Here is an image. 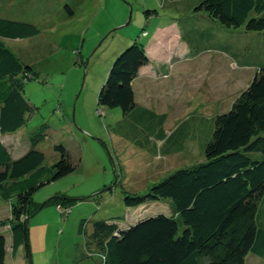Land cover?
I'll return each mask as SVG.
<instances>
[{
  "label": "rangeland",
  "instance_id": "1",
  "mask_svg": "<svg viewBox=\"0 0 264 264\" xmlns=\"http://www.w3.org/2000/svg\"><path fill=\"white\" fill-rule=\"evenodd\" d=\"M199 1L0 0V17L39 29L31 37L5 40L34 71L33 77L20 74L34 113L4 138L9 151L19 154L41 129L44 137L36 148L44 153V165L58 159L54 144L79 156L76 170L56 180L47 173L41 180L49 181L31 197L32 208L41 206L28 219L32 264H103L89 239L94 221L126 225L147 213L172 214L169 199L130 212L123 197L142 194L174 171L203 162L214 117L230 108L264 64V30L228 29L194 11ZM133 41L144 45L149 59L133 83L137 102L161 116L165 133L181 138V150L170 152L179 144L145 129L133 137L131 115L96 104L114 55ZM20 139L24 146L14 152ZM8 209L9 202L0 198L2 217H9ZM7 227L0 230L9 242ZM7 256V264H28L22 247ZM254 257L248 253L245 264Z\"/></svg>",
  "mask_w": 264,
  "mask_h": 264
},
{
  "label": "trees",
  "instance_id": "2",
  "mask_svg": "<svg viewBox=\"0 0 264 264\" xmlns=\"http://www.w3.org/2000/svg\"><path fill=\"white\" fill-rule=\"evenodd\" d=\"M65 8L72 14L68 5ZM193 9L228 29L264 30V0H200ZM38 33L34 23L0 17V137L20 129L27 115L34 113L22 93L26 79H20L21 73L33 77L34 71L14 55L5 40ZM261 46L263 51L264 41ZM114 56L96 104L119 108L124 117L131 115L133 137L145 129L148 135L179 144L170 152L181 150V138L174 133L171 139L165 133L161 116L137 102L133 83L141 67L149 63L144 45L133 41ZM213 122L203 162L174 171L142 194L123 197L130 212L150 201L169 199L172 214L147 213L126 225L93 222L89 239L103 264H245L248 253L264 261V215L259 208L264 197V64ZM43 137L41 129L35 131L28 150L17 158L0 138V198L10 204L9 217L0 213V229L8 226L9 238L8 242L0 230V264H7L8 252L14 256L20 247L32 264L28 219L41 206L32 208L31 197L44 183L79 166L77 151L63 144L53 145L58 159L50 167L44 165V153L36 148ZM47 173L49 180L42 181ZM83 225L81 220L79 227Z\"/></svg>",
  "mask_w": 264,
  "mask_h": 264
},
{
  "label": "crops",
  "instance_id": "3",
  "mask_svg": "<svg viewBox=\"0 0 264 264\" xmlns=\"http://www.w3.org/2000/svg\"><path fill=\"white\" fill-rule=\"evenodd\" d=\"M20 129H21V128H20ZM20 129H18L17 131H19ZM17 131H15L14 133H10V136H7L6 134L1 135V137H0V138H1V141L4 143V145H5L6 147H7V144L5 143L4 138H5V139H8V137H12L15 133H17ZM20 146H24V144H23V140H21V139L18 141V143H17V145H16V148H15V150H13V151L15 152L16 150L20 149ZM28 148H29V146L25 147L23 151H21L19 154L15 155V156L12 155L11 151H9V152L11 153L12 157L17 158V157L21 156L25 151H27ZM7 149H8V147H7ZM8 150H9V149H8ZM4 210H5V209H4ZM8 211H10V209H8ZM1 212H2V211L0 210V213H1ZM8 214H9V212H7L5 215H8ZM9 215H10V214H9ZM9 215H8V216H9ZM17 251H18V250H17ZM250 264H264V262H261L260 260H258L257 257H254V258H251V260H250Z\"/></svg>",
  "mask_w": 264,
  "mask_h": 264
}]
</instances>
